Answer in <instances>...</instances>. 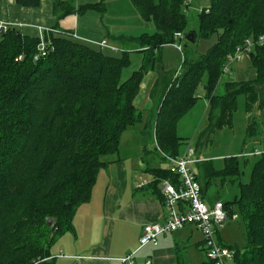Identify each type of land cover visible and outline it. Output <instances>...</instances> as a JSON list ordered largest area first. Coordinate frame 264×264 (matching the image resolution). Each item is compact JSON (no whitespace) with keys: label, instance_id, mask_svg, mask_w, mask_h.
Wrapping results in <instances>:
<instances>
[{"label":"trees","instance_id":"trees-1","mask_svg":"<svg viewBox=\"0 0 264 264\" xmlns=\"http://www.w3.org/2000/svg\"><path fill=\"white\" fill-rule=\"evenodd\" d=\"M40 1L15 3L34 9ZM129 1L155 32L135 39L141 49L140 66L123 81V71L131 66L128 53L108 55L103 53L108 48L52 29L56 32L41 33L46 55L35 61L40 36L24 35L16 27L0 35V264H50L49 249L71 230L77 207L90 200L97 174L106 166L103 158L116 153L121 135L141 122L143 115L133 101L147 72H158L153 92L160 93V103L153 139L163 159L180 158L181 146L191 144L177 137L176 127L195 106L202 80L208 124L201 138L233 127L240 95L246 113L255 107L261 112L264 133V95L258 92L264 86V42L255 43L244 58L255 78L226 82L223 92H217L227 57L245 40L256 42L264 36V0H210L208 8L197 13V32L189 33L185 0ZM102 7L86 6L77 12ZM175 33L184 37L182 50L177 51L182 63L177 76H167L160 51L173 46ZM188 34L194 36L192 44L212 37L216 42L195 57L188 51ZM244 135V145L256 140L258 125L249 123ZM206 142L210 141L195 148ZM238 161L239 157H229L223 169L212 174L223 182L238 181ZM166 179L179 183L171 170L157 173L154 183ZM195 179L203 195L210 178L202 185L196 175ZM222 205L229 219L236 215L244 228L243 245L226 247L235 252L234 262L264 264V152L257 157L249 182L239 183L237 197Z\"/></svg>","mask_w":264,"mask_h":264},{"label":"crops","instance_id":"crops-1","mask_svg":"<svg viewBox=\"0 0 264 264\" xmlns=\"http://www.w3.org/2000/svg\"><path fill=\"white\" fill-rule=\"evenodd\" d=\"M99 4L103 5L101 10H87L82 14L77 12L79 8ZM70 9L72 13L61 17L63 12ZM0 22H9L29 36L39 37L45 29H55L58 32H70L88 43L105 41L107 46L116 51L103 50V53L112 56L128 53L136 69L140 66L142 55L135 39L155 32L154 25L144 21L129 0H41L40 5L34 9L21 8L15 0H0ZM171 56L176 58V62L177 50L172 46H164L160 51L162 71L165 64L170 67L169 70L174 68ZM241 69L234 68L232 77L239 78L243 73ZM157 78V71L147 72L133 101V106L143 115L137 124L143 127L132 131L135 124L127 129L120 137L118 151L103 158L106 166L97 174L90 200L75 210L71 230L60 235L58 242L54 240L49 249L48 263L118 264V259L138 249L144 225L164 222L166 211L159 193L160 184L154 181L157 173L171 170V165L157 151H153L156 146L149 145L150 138L154 141L155 116L160 103V93L153 92ZM206 103L208 112V101ZM189 143L193 145L192 141ZM257 144L261 147V141H257ZM195 149L192 159L198 162L190 164V170L198 177L201 185L209 177L208 188L213 180L214 185H217L215 179H220L222 186L226 180L223 182L212 172L223 169L224 160L229 155L223 159V167L219 168L215 163L221 158L196 156ZM252 151L263 153L264 149L263 152L255 148L241 152L237 157L243 159L244 166L249 165V158L259 157L245 156ZM179 156L182 157L181 154ZM240 171L243 177L244 173ZM241 176L235 181L237 184L241 183ZM235 182L230 181L231 184ZM202 196L209 208L217 201L220 202L217 200L219 196L207 197V190ZM237 221V216L228 219L218 229L216 238L219 244L225 247L237 244L233 236ZM202 243L201 234L193 226H185L176 232L159 236L156 246L147 245L139 249L133 259L136 264L146 261L151 264H209Z\"/></svg>","mask_w":264,"mask_h":264},{"label":"rangeland","instance_id":"rangeland-1","mask_svg":"<svg viewBox=\"0 0 264 264\" xmlns=\"http://www.w3.org/2000/svg\"><path fill=\"white\" fill-rule=\"evenodd\" d=\"M193 6L189 11L188 16V26L186 29V33L189 31H195L197 32L198 24H197V13L199 10L206 9L210 5V0H194L192 2ZM195 8L199 10H194ZM216 42V37H212L210 39H198L195 44H190L188 51L190 54H193L195 57L199 55L205 54ZM174 47V46H172ZM171 62L175 63L174 68L172 70H169L170 67H168L166 64L163 68V72L167 76H173L178 69H180L181 63H182V56L177 52V60L175 62V57H170ZM243 65V67H241ZM239 66V67H238ZM136 64L134 61H131V66L127 69H125L122 73V81L128 78L130 73L136 69ZM234 68H243L241 69L242 75L239 78L232 77L233 69ZM232 69V70H231ZM231 69L229 70V73L225 74L221 80L220 85L218 86V93L221 94L223 91L224 84L226 82H240V81H246V80H253L255 78V72L251 68L250 63L248 59H244L241 62L234 63L231 66ZM244 69L246 72H244ZM204 80L200 83L198 90H197V96L198 100L195 103V106L184 116L180 119V121L177 124L176 133L177 136L183 141L191 142L193 143V147L197 146L198 143H203L205 139L210 142H206L205 144L197 147V154L196 156L200 155L202 158L206 157L211 159V157H219L220 161H217L215 165L219 168L223 167V159L229 155V157H237L241 154L243 151H248L252 148L262 150L264 149V133H263V127H262V119H261V112L257 109V107L254 108L253 112L246 113L245 111V98L243 95H240L237 97V110L236 113L233 116V127L231 129H222L217 130L213 133V135H210V137L203 136L204 138H201L202 133L207 128V101L204 97ZM260 96L264 95V86L261 87L258 90ZM145 120V118L143 119ZM255 122L258 125V129L260 132L259 137L256 140L249 141L248 143L243 145L244 142V132L246 129V126L251 123ZM142 125H136L133 130L142 128ZM149 134L152 136V131L149 129ZM260 139V140H259ZM150 138V146L154 147L155 143ZM257 141H261V147L260 144H257ZM148 145V144H146ZM153 151H155V148H153ZM186 148L185 145H182L180 148V154L183 156L185 154ZM257 157L249 158L247 162H249V165L244 166L243 159L239 160L240 162V169L243 171L244 175L241 176L240 180L241 183H248L249 180V170L250 167L256 162ZM163 166H167V164H163ZM222 170V169H221ZM218 170V171H221ZM215 182L217 185H214V180L209 185V188L207 189V197L211 198L212 196H219L217 200H220V202H228L232 201L235 196L238 195V184L235 182L234 184H231L229 179H226V182L221 186L220 179H215ZM219 202V201H217ZM216 202V203H217ZM233 236L236 239L237 245L241 246L243 245L245 238H244V228L243 224L240 219H238L237 222H235V230L233 232ZM60 240L59 237L55 239L58 242Z\"/></svg>","mask_w":264,"mask_h":264},{"label":"built area","instance_id":"built-area-1","mask_svg":"<svg viewBox=\"0 0 264 264\" xmlns=\"http://www.w3.org/2000/svg\"><path fill=\"white\" fill-rule=\"evenodd\" d=\"M194 0H185V10L191 9ZM201 11V10H200ZM15 27L9 22H0V35L5 33L9 28ZM45 33H55L52 29H45ZM174 48L181 52L184 39L181 33H175ZM264 36L260 37L256 42L247 39L242 46L237 47L234 54L227 57L226 64L223 68V74L229 73L234 63L242 61L246 54L252 49L255 43L262 44ZM100 48H108L105 41L97 43ZM37 54L34 58L37 61L40 57L46 55V44L43 36H40V42L37 48ZM19 61L22 57L18 58ZM180 69L176 72L177 76ZM194 149L191 144L186 147L185 154L176 159L167 158L171 165V171L179 177V183L172 184L170 180H162L159 185V193L163 198V204L166 211V218L163 223L146 224L143 226L141 236L139 238L138 249L117 260L118 264H136L133 256L141 248L147 245L156 246L159 236L176 232L185 226H193L203 238V249L209 261L213 264H236L234 262L235 252L223 247L217 241L216 235L219 228L229 219V215L224 209L222 203L217 202L212 208H209L202 198L200 184L196 181L194 173L190 170L189 165L198 160H193ZM261 153L252 151L245 156H259ZM232 218H236L233 215ZM143 264H151L146 261Z\"/></svg>","mask_w":264,"mask_h":264},{"label":"water","instance_id":"water-1","mask_svg":"<svg viewBox=\"0 0 264 264\" xmlns=\"http://www.w3.org/2000/svg\"><path fill=\"white\" fill-rule=\"evenodd\" d=\"M186 42L192 44L194 42V36L192 34H188L185 36Z\"/></svg>","mask_w":264,"mask_h":264}]
</instances>
